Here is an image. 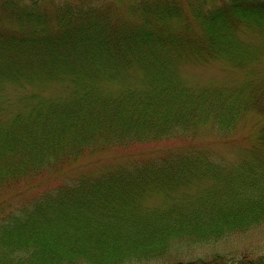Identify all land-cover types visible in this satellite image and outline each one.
I'll return each mask as SVG.
<instances>
[{
    "label": "trees",
    "instance_id": "obj_1",
    "mask_svg": "<svg viewBox=\"0 0 264 264\" xmlns=\"http://www.w3.org/2000/svg\"><path fill=\"white\" fill-rule=\"evenodd\" d=\"M262 54L264 0H0V92L67 90H29L0 119V203L130 141L190 139L202 126L229 139L246 113L260 120L253 148L233 165L179 150L0 205V264L142 263L180 238L213 245L264 224V81L191 91L177 75L187 61L243 68ZM173 191L170 208L144 202Z\"/></svg>",
    "mask_w": 264,
    "mask_h": 264
},
{
    "label": "rangeland",
    "instance_id": "obj_2",
    "mask_svg": "<svg viewBox=\"0 0 264 264\" xmlns=\"http://www.w3.org/2000/svg\"><path fill=\"white\" fill-rule=\"evenodd\" d=\"M239 36L244 41L260 43V37L247 30H242ZM130 72L132 77L130 85L136 93L140 87L141 73L136 70ZM177 75L181 86L191 91L210 86L231 88L242 85L250 78L259 77L261 81H264V54L243 68H236L232 62L221 60L203 63L187 61L178 65ZM27 88L28 90L9 87L0 92V119L6 118L15 111L17 112L18 108H22L25 104L23 98L29 90L34 92L38 90L41 96L48 98L67 93L62 85L55 83L46 85L45 90ZM259 124L260 120L257 115L246 113L243 119L238 122L229 139L217 135L210 126H202L198 135L190 139L161 138L156 142L139 144L130 141L132 143L127 146L84 157L49 179L40 178L32 184V187L18 189L17 195L7 196L1 201L3 204L0 203V205L6 206L8 203L14 206L16 202L31 197L35 198L34 196L48 190L47 188H53L66 181V183L71 182L76 177L96 176V174L111 172L122 167L132 169L133 165L144 159L157 158L165 153H179V150H201L217 163L233 165L240 157L247 156L248 151L253 148ZM201 180L200 186L208 187L218 184L213 179ZM183 193L191 196L194 193V188L185 189ZM178 197L179 194L173 191L172 194L164 196L161 200L155 197H146L144 202L161 209L170 208L179 202ZM177 242L173 241L169 248L160 254L157 253L155 258L132 264H215L213 261H218L219 264H264V224L253 225L244 232L237 231L226 238H221L213 245L196 244L186 238H180Z\"/></svg>",
    "mask_w": 264,
    "mask_h": 264
}]
</instances>
